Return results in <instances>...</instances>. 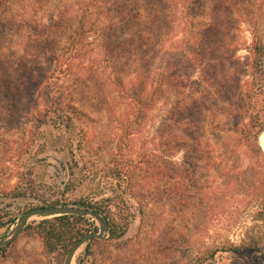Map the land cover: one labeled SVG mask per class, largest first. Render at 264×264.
Masks as SVG:
<instances>
[{"label": "rangeland", "instance_id": "374dc122", "mask_svg": "<svg viewBox=\"0 0 264 264\" xmlns=\"http://www.w3.org/2000/svg\"><path fill=\"white\" fill-rule=\"evenodd\" d=\"M82 1L0 6V221L16 218L0 239L31 208L108 199V229L83 264H264V246H251L264 243V163L227 130L236 99L262 79L247 47L264 0L144 4L142 26L116 29L111 42L140 35L146 47L112 57L101 34L120 16L75 33ZM113 225L126 227L117 239ZM65 255L45 253L26 230L0 264H63Z\"/></svg>", "mask_w": 264, "mask_h": 264}, {"label": "trees", "instance_id": "16d2710c", "mask_svg": "<svg viewBox=\"0 0 264 264\" xmlns=\"http://www.w3.org/2000/svg\"><path fill=\"white\" fill-rule=\"evenodd\" d=\"M48 0H43L47 2ZM6 0H0V6L3 5ZM154 2V3H153ZM144 4L148 5V8L155 6V0H83L77 9V25L74 29L75 33L86 34L90 31L99 32L105 29L102 28L100 18L106 14L112 13L120 16L119 25L110 24L108 30L113 29L111 34L106 31L101 34L103 38L101 39V46L103 47L105 53L110 57L112 55H117L124 50L132 49L135 45L140 48L146 47V40L140 38L137 35L131 39H124L118 41L115 39L111 42L112 34L117 32L116 29L124 31L133 30L134 26H142V18L140 15L144 10ZM252 36L251 43L247 47L250 54V64L251 75H258L262 77L259 79L258 83L252 84L248 91L243 93L238 99H236V110L234 113V125L230 127V132L236 134L235 141L237 146H243L247 150V154L251 155L252 158H257L264 163V152L262 151L260 145L258 144V139L260 135L264 132V20L251 21ZM43 38L40 43L41 47L48 46L51 37L48 36ZM100 35V34H99ZM108 35V36H107ZM39 44V45H40ZM258 101L260 103L258 104ZM69 121V120H68ZM60 126L68 127V122L61 119L59 122ZM193 138L194 133H191ZM224 140L226 135H218V139ZM208 151V148L206 149ZM207 154V153H206ZM201 157L198 155V158ZM69 187V186H68ZM67 187V189H68ZM15 195H21V193H13ZM108 199H101L100 201H91L87 199H77L71 203L53 201L49 205H63V206H76L82 208H89L91 210H96L103 213L105 216L110 212L108 204H102L103 201ZM16 218L9 217L6 221H0V227L5 224H13ZM85 219L84 217L64 214L54 217H48L40 219L39 221H34L22 229V231L32 230L36 232L41 239L42 249L45 253H53L62 250L64 253L74 245L84 234L90 232V229H86L83 225ZM114 221H111L113 224ZM126 231V227L122 229H116L113 225L111 230V238L117 239L121 237ZM95 239L92 238L84 247L82 254L77 258L76 264H83L85 258H89L93 255V243ZM251 246L255 250H260L264 243L260 241H255L251 243ZM5 246L0 247V253L5 250Z\"/></svg>", "mask_w": 264, "mask_h": 264}, {"label": "water", "instance_id": "95a60500", "mask_svg": "<svg viewBox=\"0 0 264 264\" xmlns=\"http://www.w3.org/2000/svg\"><path fill=\"white\" fill-rule=\"evenodd\" d=\"M64 214H73L77 216H90L98 222L97 232H88L84 234L74 245H72L64 257L63 264H73L77 251L87 244L92 238L103 239L104 233L107 231V221L103 214L96 210L89 208H82L76 206H63V205H41L31 208L23 213L17 219L12 230L2 239H0V247L7 245L11 242L26 226L28 221L35 216H58Z\"/></svg>", "mask_w": 264, "mask_h": 264}, {"label": "bare ground", "instance_id": "6f19581e", "mask_svg": "<svg viewBox=\"0 0 264 264\" xmlns=\"http://www.w3.org/2000/svg\"><path fill=\"white\" fill-rule=\"evenodd\" d=\"M261 144H262V147H263V149H264V138L261 139Z\"/></svg>", "mask_w": 264, "mask_h": 264}]
</instances>
